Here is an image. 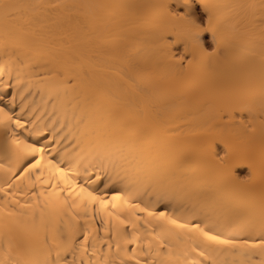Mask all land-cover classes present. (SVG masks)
<instances>
[{"label": "bare ground", "instance_id": "6f19581e", "mask_svg": "<svg viewBox=\"0 0 264 264\" xmlns=\"http://www.w3.org/2000/svg\"><path fill=\"white\" fill-rule=\"evenodd\" d=\"M3 2L0 264H264V0Z\"/></svg>", "mask_w": 264, "mask_h": 264}, {"label": "snow or ice", "instance_id": "6c2138e0", "mask_svg": "<svg viewBox=\"0 0 264 264\" xmlns=\"http://www.w3.org/2000/svg\"><path fill=\"white\" fill-rule=\"evenodd\" d=\"M189 3V0H185V4ZM18 6L15 4H10V3H4L3 0H0V15H3L4 18H10L13 14V12L15 11V9ZM192 24H196L195 21L191 20ZM199 27V26H197ZM195 39L199 40V32H196L195 34ZM189 64H191V61H189ZM260 74L262 77H264V62H262L261 64V68H260ZM262 85H264V80H262ZM8 85L5 84V87H7ZM262 99H264V87H262ZM5 120L10 121L11 117L7 115V113H5L3 108H0V123H3ZM16 125L19 127H23L24 124L22 123V121L20 120H16ZM31 150L33 152H40L41 154L43 153V148H37L36 146H31ZM43 159V155H41V159L36 161V165H33V167H36L37 165H39L41 163V160ZM60 171L61 174L64 173V169H58ZM25 171H27V169H25ZM81 192L86 191L85 189L81 188L80 190ZM79 195V194H77ZM87 196L89 198V203H99L101 208H106L107 204L109 203L108 201H105L102 197H98L96 196L94 193L92 192H88ZM121 196L120 194H117L116 196L113 197V200H120ZM130 207H140V205H129ZM85 207H87V205H85ZM141 211L146 212L149 216H156L159 215L161 217L165 216V213H155L154 211L149 210L148 208H141ZM260 215H261V219H260V225H259V233H260V239L258 242H252L250 240H244V239H239L236 238L235 235L233 234H220V233H214L212 231H205L204 229H202L200 227V225H186V224H182L180 223L178 220L176 219H171L170 223L173 225H177L181 228L184 227H188V228H193L194 230L200 231L202 233V235L207 238L209 241L215 242L217 244L220 245H225V246H229V247H240V246H246L251 244L253 247H260L262 249H264V203L261 204V210H260ZM255 224L253 223H249L246 225L241 226V231H249V230H255ZM88 239V236H85V240ZM55 243V242H54ZM50 254V253H49ZM201 255H203V253H201ZM57 257H59V252L57 253ZM50 264H56V261H51Z\"/></svg>", "mask_w": 264, "mask_h": 264}, {"label": "clouds", "instance_id": "9594fccd", "mask_svg": "<svg viewBox=\"0 0 264 264\" xmlns=\"http://www.w3.org/2000/svg\"><path fill=\"white\" fill-rule=\"evenodd\" d=\"M185 2V0H184ZM196 33H193V35H195ZM200 34V33H199ZM262 80H264V77L261 76V74L259 73L256 76H250L248 78L245 79H237L234 80L231 83V86L234 88H256L259 90L261 96H262V87H264V85H262Z\"/></svg>", "mask_w": 264, "mask_h": 264}]
</instances>
